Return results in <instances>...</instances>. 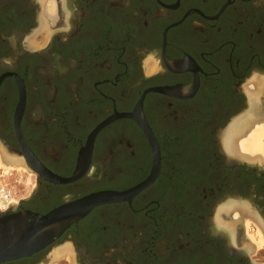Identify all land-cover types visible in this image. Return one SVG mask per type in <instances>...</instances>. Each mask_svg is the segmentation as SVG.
<instances>
[{
	"label": "flooded vegetation",
	"instance_id": "af4514ba",
	"mask_svg": "<svg viewBox=\"0 0 264 264\" xmlns=\"http://www.w3.org/2000/svg\"><path fill=\"white\" fill-rule=\"evenodd\" d=\"M256 77L264 0H0V149L38 184L0 217L151 178L0 264H264V157L226 143Z\"/></svg>",
	"mask_w": 264,
	"mask_h": 264
},
{
	"label": "water",
	"instance_id": "95a60500",
	"mask_svg": "<svg viewBox=\"0 0 264 264\" xmlns=\"http://www.w3.org/2000/svg\"><path fill=\"white\" fill-rule=\"evenodd\" d=\"M91 140V139H90ZM155 161L158 160L157 155ZM76 171L70 177L54 176L55 182H68L77 177ZM150 179L126 191L104 190L71 200L56 206L48 212L37 215L27 210L10 213L0 217V262L29 255L57 238L73 221L93 206L119 201L142 188ZM38 184L22 200L29 199L37 190ZM11 206L9 209L13 208Z\"/></svg>",
	"mask_w": 264,
	"mask_h": 264
},
{
	"label": "bare ground",
	"instance_id": "6f19581e",
	"mask_svg": "<svg viewBox=\"0 0 264 264\" xmlns=\"http://www.w3.org/2000/svg\"><path fill=\"white\" fill-rule=\"evenodd\" d=\"M252 82L253 87L250 91V110L248 109L249 112L243 115L240 119H238L237 122H235L230 127V129H228L226 135V143L231 151L241 156L245 155L246 157L251 159L260 157L261 159L264 157V150L262 147V142L264 138V115L258 117V110L260 106L259 96L261 94H264V78L256 77ZM6 158L7 157L3 155V151L0 149L1 163L13 166H20V164L17 163L13 164L14 161H6ZM234 209L235 208L229 209V211H233V215H230V218L234 217L233 219L228 220V223L230 224L229 228H231L230 230L234 228L235 223L233 222L238 218L241 219L242 214L240 210ZM257 231L259 234V236H257L260 238V240L258 239L259 242L263 241V228L261 226H258Z\"/></svg>",
	"mask_w": 264,
	"mask_h": 264
},
{
	"label": "rangeland",
	"instance_id": "374dc122",
	"mask_svg": "<svg viewBox=\"0 0 264 264\" xmlns=\"http://www.w3.org/2000/svg\"><path fill=\"white\" fill-rule=\"evenodd\" d=\"M262 147L264 150V138ZM16 166L17 165H7L0 162V183L10 186L17 193V196L20 199L28 196V194L35 187V182L33 178V172L28 167L23 165ZM243 217V231L247 235L243 239V242H249L251 244L250 249L253 251V253L255 250H257V253L256 255H253V258H256L257 261L264 263V238L263 241L259 242L260 238L258 237L259 234L257 231L258 226L254 223V221H252L249 215H243ZM233 218L234 217L230 219ZM262 235L264 236V233H262ZM52 264H59V262L57 259H54Z\"/></svg>",
	"mask_w": 264,
	"mask_h": 264
},
{
	"label": "built area",
	"instance_id": "2783aa9c",
	"mask_svg": "<svg viewBox=\"0 0 264 264\" xmlns=\"http://www.w3.org/2000/svg\"><path fill=\"white\" fill-rule=\"evenodd\" d=\"M18 200L17 193L10 186L0 183V213L9 210Z\"/></svg>",
	"mask_w": 264,
	"mask_h": 264
}]
</instances>
